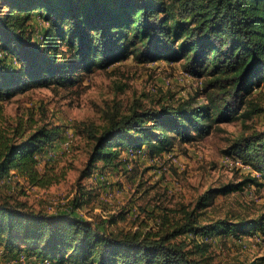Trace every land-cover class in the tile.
I'll list each match as a JSON object with an SVG mask.
<instances>
[{"label":"trees","instance_id":"trees-1","mask_svg":"<svg viewBox=\"0 0 264 264\" xmlns=\"http://www.w3.org/2000/svg\"><path fill=\"white\" fill-rule=\"evenodd\" d=\"M36 18L46 24L37 34ZM131 57L143 64L182 62L185 73L203 79L207 105L135 102L127 112H106L105 126L84 129L92 149L82 177L120 165L127 150L160 157L206 139L220 124L264 114L250 101L264 88V0H0L1 102L35 88L72 87L83 74ZM63 134L60 126L33 121L0 126V186L14 177L31 187L52 185L40 157ZM224 153L259 177L211 188L197 210L219 195L264 185V126L239 135ZM197 210L185 209L172 225L164 222L162 233H105L72 214L15 208L0 187V245L52 264H210L214 239L264 236V213L203 222ZM115 222V216L106 221ZM183 235L192 236L196 250L177 241ZM249 264H264V258Z\"/></svg>","mask_w":264,"mask_h":264},{"label":"rangeland","instance_id":"rangeland-1","mask_svg":"<svg viewBox=\"0 0 264 264\" xmlns=\"http://www.w3.org/2000/svg\"><path fill=\"white\" fill-rule=\"evenodd\" d=\"M33 27L37 34L46 24L36 18ZM203 88V79L185 73L182 62L143 64L131 57L83 74L72 87L35 88L0 101L1 127L21 120L60 126L64 131L53 148L40 157L41 171L55 182L41 188L31 187L22 178H9L0 186L2 193L22 211L72 214L105 233H162L164 222L172 225L184 217L185 209L197 210L198 200L211 188L248 176L259 177L224 151L242 133L263 129L264 114L220 124L206 139L160 157H151L146 150L136 154L127 150L120 165L103 174L95 170L82 177L92 149L84 129L105 126L106 112H127L135 102L144 106L180 101H189L194 107L207 105ZM250 101L252 107L264 109V88L257 89ZM197 212L203 222L225 217L255 219L264 213V185L249 184L243 191L219 195L211 206ZM113 216L116 222L106 223ZM191 238L183 235L177 241L185 240L187 249L196 250L188 242ZM211 245L210 264H249L264 258V236L244 237L243 241L218 238ZM0 248V264H28L33 260L39 264L26 253L9 254L3 245ZM21 255L27 258L23 261Z\"/></svg>","mask_w":264,"mask_h":264},{"label":"built area","instance_id":"built-area-1","mask_svg":"<svg viewBox=\"0 0 264 264\" xmlns=\"http://www.w3.org/2000/svg\"><path fill=\"white\" fill-rule=\"evenodd\" d=\"M231 158V157H230ZM233 159V158H232ZM234 161H236L235 163L236 164H240V165H243L240 161H238V160H235V159H233ZM249 167V166H248ZM1 249V248H0ZM27 257L25 256V255H21V260H25ZM39 262V264H52L51 263V261L49 260V259H47V258H45V259H42V260H40V261H38ZM28 264H37L36 263V261L35 260H33V261H29V263Z\"/></svg>","mask_w":264,"mask_h":264}]
</instances>
